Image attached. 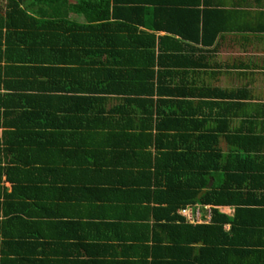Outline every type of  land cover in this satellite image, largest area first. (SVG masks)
<instances>
[{"label": "crops", "instance_id": "crops-1", "mask_svg": "<svg viewBox=\"0 0 264 264\" xmlns=\"http://www.w3.org/2000/svg\"><path fill=\"white\" fill-rule=\"evenodd\" d=\"M81 1L0 0V264H264V0Z\"/></svg>", "mask_w": 264, "mask_h": 264}, {"label": "trees", "instance_id": "trees-1", "mask_svg": "<svg viewBox=\"0 0 264 264\" xmlns=\"http://www.w3.org/2000/svg\"><path fill=\"white\" fill-rule=\"evenodd\" d=\"M110 1V0H109ZM199 3V2H198ZM93 3L90 1V0H83L81 2H79L78 5H74L72 6V9H75V10H87L90 6L89 5H92ZM12 10L15 9V7H12ZM21 10V9H20ZM202 10H208V14H215L217 12V10H221V9H218V8H214V7H208V8H202ZM214 37H215V34H212V37H211V40L209 42H212L214 40ZM151 85L153 86V84L151 83ZM169 92V91H168ZM188 95H197L196 93L194 92H191L190 94ZM209 96L211 97L212 95L209 94ZM164 102V101H163ZM184 103V102H183ZM182 103V104H183ZM186 104V103H185ZM214 104V103H212ZM199 114V109L197 108V106H194L192 105V108L189 110V111H176L173 115L175 116L173 118V121L172 122H175L176 120H179L180 121V126H182V129H185V130H188L190 129L191 127H189V123H184L186 121V119H183V117H189L187 121H191V122H198V121H194L193 118L198 116ZM214 115V112H211L209 114V116H207L204 120L206 119H209V117L213 116ZM198 124V123H197ZM169 128V126L167 125V123H164V124H161L160 125V129H167ZM193 128V131L197 130L198 129V126L196 127V125ZM214 146H211L209 147V149H212ZM176 148V146L174 147ZM171 153V152H170ZM189 154H187L188 156ZM192 167H195V164L192 166ZM198 170V168H196ZM195 171V169L193 170V172ZM168 177L172 180V181H175V180H179L180 177H183V173L179 172V173H175L174 170L172 169L170 172H169V175ZM199 186H195V188H193L192 190H190V192L187 193V196H186V199L183 201V204H187V203H194V202H197L198 201V195L200 193V190L198 188ZM207 196L209 195H205L201 201L202 202H205V201H208L207 200ZM210 200V199H209ZM180 205V206H182ZM179 206V207H180Z\"/></svg>", "mask_w": 264, "mask_h": 264}, {"label": "built area", "instance_id": "built-area-1", "mask_svg": "<svg viewBox=\"0 0 264 264\" xmlns=\"http://www.w3.org/2000/svg\"><path fill=\"white\" fill-rule=\"evenodd\" d=\"M180 213L192 220V222H200L202 216V209L199 206H185L181 209Z\"/></svg>", "mask_w": 264, "mask_h": 264}]
</instances>
